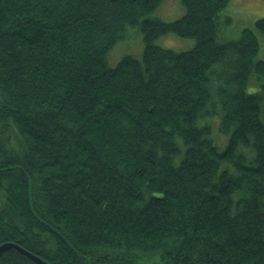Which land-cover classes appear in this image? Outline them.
Returning <instances> with one entry per match:
<instances>
[{
  "label": "trees",
  "instance_id": "1",
  "mask_svg": "<svg viewBox=\"0 0 264 264\" xmlns=\"http://www.w3.org/2000/svg\"><path fill=\"white\" fill-rule=\"evenodd\" d=\"M163 1L0 0V245L51 264H264V18L228 39L230 0H183L171 22L151 16ZM139 25L142 58L111 67Z\"/></svg>",
  "mask_w": 264,
  "mask_h": 264
},
{
  "label": "rangeland",
  "instance_id": "2",
  "mask_svg": "<svg viewBox=\"0 0 264 264\" xmlns=\"http://www.w3.org/2000/svg\"><path fill=\"white\" fill-rule=\"evenodd\" d=\"M185 14L183 0H164L151 16L166 22L175 21ZM225 16L229 15L231 21L223 25L222 33L228 39H236L242 29L253 28L258 19L264 18V0H230L224 11ZM193 38L181 37L175 34H168L157 39L156 43L163 47L174 49L177 52L185 51L194 46ZM145 42L143 32L139 26H128L125 36L119 40L115 47L109 52L107 61L110 66H115L125 55H132L138 59L142 58ZM259 57L264 60V38H261V51ZM215 126L214 135L220 145L226 142L223 135H219L217 125L219 116L211 119Z\"/></svg>",
  "mask_w": 264,
  "mask_h": 264
},
{
  "label": "water",
  "instance_id": "3",
  "mask_svg": "<svg viewBox=\"0 0 264 264\" xmlns=\"http://www.w3.org/2000/svg\"><path fill=\"white\" fill-rule=\"evenodd\" d=\"M11 249L18 251L20 254L26 256L27 258H29L30 260H32L36 264H51V263L46 262L45 260H43L39 256H37V255L29 252L28 250L24 249L20 245H18L16 243H12V242H6V243H3L0 245V263H1V258H2V255L4 254V252L11 250Z\"/></svg>",
  "mask_w": 264,
  "mask_h": 264
},
{
  "label": "bare ground",
  "instance_id": "4",
  "mask_svg": "<svg viewBox=\"0 0 264 264\" xmlns=\"http://www.w3.org/2000/svg\"><path fill=\"white\" fill-rule=\"evenodd\" d=\"M125 30H126V29H125ZM141 30H142V29H141ZM142 32H143V31H142ZM124 36H125V31L122 32V34H121V36L118 38L117 42H118L119 40L123 39ZM143 39H144V33H143ZM117 42L114 44L113 48L115 47V45L117 44ZM113 48H112V49H113ZM112 49H111V50H112ZM111 50H110V51H111ZM110 51H109V52H110ZM108 54H109V53H108ZM107 56H108V55H107ZM127 56H132V55H125L124 57L121 58V60H122L123 58L127 57ZM132 57H134V56H132ZM121 60H120V61H121ZM120 61H119V62H120ZM119 62H118L115 66H111V67H116V66L119 64ZM227 139H228V138H226V140H227Z\"/></svg>",
  "mask_w": 264,
  "mask_h": 264
}]
</instances>
